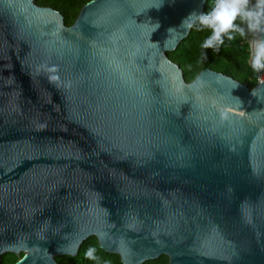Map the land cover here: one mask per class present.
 <instances>
[{"label": "water", "instance_id": "obj_1", "mask_svg": "<svg viewBox=\"0 0 264 264\" xmlns=\"http://www.w3.org/2000/svg\"><path fill=\"white\" fill-rule=\"evenodd\" d=\"M208 1L0 0V264H264V83L168 56Z\"/></svg>", "mask_w": 264, "mask_h": 264}, {"label": "trees", "instance_id": "obj_2", "mask_svg": "<svg viewBox=\"0 0 264 264\" xmlns=\"http://www.w3.org/2000/svg\"><path fill=\"white\" fill-rule=\"evenodd\" d=\"M91 1L94 0H35L39 6L50 7L59 11L63 15L67 26H72L75 23L82 8ZM214 2L215 0L208 1L204 13L211 10ZM209 35L210 30L201 29L199 25H195L189 36L181 42L179 47L175 51L168 53L170 60L181 66L186 81L191 82L202 70L211 69L231 77L248 87H252L255 74L247 62L249 57L248 36L247 38L237 36L234 41L225 40V44L221 46L219 52H215L214 50H206L201 47L202 42ZM205 52L207 53L206 59H204ZM90 248L95 249L97 260L86 257L85 253ZM21 257L19 258L11 253L6 254L2 257L1 264H15ZM56 260L58 264H122L118 255L109 254L100 249L96 237H91L85 241L77 256H64ZM168 263L169 258L163 255L144 264Z\"/></svg>", "mask_w": 264, "mask_h": 264}, {"label": "clouds", "instance_id": "obj_3", "mask_svg": "<svg viewBox=\"0 0 264 264\" xmlns=\"http://www.w3.org/2000/svg\"><path fill=\"white\" fill-rule=\"evenodd\" d=\"M195 25L210 30V35L201 47L219 52L225 40L234 41L237 36L247 38L250 33L264 34V0H215L210 11L199 14L194 12L183 23L188 29ZM249 49L252 70L264 73V38L249 41ZM85 255L88 259H98L92 248Z\"/></svg>", "mask_w": 264, "mask_h": 264}, {"label": "flooded vegetation", "instance_id": "obj_4", "mask_svg": "<svg viewBox=\"0 0 264 264\" xmlns=\"http://www.w3.org/2000/svg\"><path fill=\"white\" fill-rule=\"evenodd\" d=\"M249 43V42H248ZM247 62H248V64H249V57H248V59H247ZM250 66V65H249ZM254 74H255V77H254V83H253V85H252V87H248L249 89H252V88H254L255 86H259V85H261V84H263L264 83V80L263 81H259V77H257V73L256 72H254ZM24 256V253H22L21 254V256ZM21 256H17V257H21Z\"/></svg>", "mask_w": 264, "mask_h": 264}, {"label": "built area", "instance_id": "obj_5", "mask_svg": "<svg viewBox=\"0 0 264 264\" xmlns=\"http://www.w3.org/2000/svg\"><path fill=\"white\" fill-rule=\"evenodd\" d=\"M254 39H259V36H257V33L252 34V38L249 41L254 40ZM250 59H251V57H250V49H249V65H250ZM257 77H259V81H263L264 80V73H257Z\"/></svg>", "mask_w": 264, "mask_h": 264}, {"label": "rangeland", "instance_id": "obj_6", "mask_svg": "<svg viewBox=\"0 0 264 264\" xmlns=\"http://www.w3.org/2000/svg\"><path fill=\"white\" fill-rule=\"evenodd\" d=\"M251 38H252V34L250 33V34L248 35L247 41H249ZM20 256H21V255H20Z\"/></svg>", "mask_w": 264, "mask_h": 264}]
</instances>
